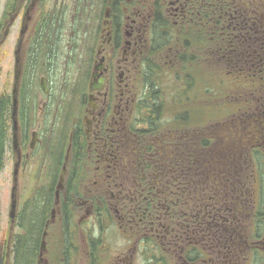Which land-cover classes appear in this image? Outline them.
Returning <instances> with one entry per match:
<instances>
[{"label": "flooded vegetation", "instance_id": "obj_1", "mask_svg": "<svg viewBox=\"0 0 264 264\" xmlns=\"http://www.w3.org/2000/svg\"><path fill=\"white\" fill-rule=\"evenodd\" d=\"M233 23L243 29L228 32ZM257 23L264 28V0H0V59L14 56L0 87L10 198L0 264H37L44 234V264H69L79 246L88 264H158L160 247L169 264H264L255 169L264 106L240 95L215 106L228 107L221 116L205 89L175 106L173 80L155 85L184 67L206 81L222 66L225 40H236V54L255 53ZM251 61H242L250 72ZM96 66L105 81L92 91ZM33 231L36 258L27 254Z\"/></svg>", "mask_w": 264, "mask_h": 264}, {"label": "trees", "instance_id": "obj_2", "mask_svg": "<svg viewBox=\"0 0 264 264\" xmlns=\"http://www.w3.org/2000/svg\"><path fill=\"white\" fill-rule=\"evenodd\" d=\"M230 25V31L228 32H237V29L242 30L244 24H229ZM237 25H239L237 28ZM263 25V24H262ZM235 26V28H234ZM249 27H246V31H248L249 29L252 28V24H249ZM264 28L261 27L258 23L255 24V30L261 31ZM256 45L258 46L259 44L261 45V47H256V52L255 53H251V54H236L232 49L233 47L235 48L236 43H234L236 40L235 39H230L231 42L233 43H228L227 40H225L224 46V54L223 56V62H222V66L213 69V70H207L206 73V81H204V78H202L201 75V70L199 69H186V67L182 68V70L175 72V74H170L171 79L174 82V87H175V95L172 98L173 102H175V106L176 105H183L186 102V98L193 94L191 93L190 90L195 91L198 95L199 91L205 89L204 92V99L208 102V106L209 107H215L218 106L220 104L219 101H210L208 100L207 96L209 95V93L211 92V86H220L223 85L224 80L227 79H231L233 81V83L237 84L239 86V91L236 90H232V89H228L229 92H235V94L238 95V97L240 98L241 96H246V97H251L252 95L256 98V105L257 104H261L262 106H264V102L263 99L264 98V38H256ZM189 57V56H188ZM187 57V58H188ZM197 59L201 58V56H195ZM217 56L216 55H208L207 58H212L215 61V58ZM248 57L250 59H248ZM246 61H251L253 59V61H251L252 63H254V68L253 71H248V65L245 62H242L243 60ZM196 60H185L183 62V65H187L189 62H195ZM255 61V62H254ZM246 65H245V64ZM251 63V64H252ZM250 64V65H251ZM242 69V70H240ZM195 81V82H194ZM254 81V87L251 85L252 82ZM206 82V83H205ZM186 85H190V86H186ZM203 85V86H201ZM166 87V86H165ZM171 89H173V87L169 88V93L168 95H170V91ZM188 89L189 93H185V90ZM163 95L167 94V90L164 93V91L161 93ZM166 100V99H165ZM168 100V98H167ZM189 102V100L187 101V103ZM237 102V101H236ZM235 102V103H236ZM231 104V103H230ZM234 104V103H232ZM177 107H181V106H177ZM259 109H261L259 107ZM262 156V157H261ZM261 157V158H259ZM257 159H261V161L263 163H259L260 165H264V156L263 155H259L257 157ZM261 185L262 182H261ZM37 237V236H36ZM35 237V231H33V236L31 239V244L28 246L29 251H27V254L30 255V257L32 258V256L34 258H36V252L38 250V242L36 240ZM167 247L164 248H158V254H160L161 259H163V261L161 263L158 264H169L167 259H164V257L162 256H167ZM67 254V252L65 253ZM35 262V259L32 261ZM26 264H31V263H26Z\"/></svg>", "mask_w": 264, "mask_h": 264}, {"label": "rangeland", "instance_id": "obj_3", "mask_svg": "<svg viewBox=\"0 0 264 264\" xmlns=\"http://www.w3.org/2000/svg\"><path fill=\"white\" fill-rule=\"evenodd\" d=\"M79 46L81 47V44H79ZM80 49L82 50V53L84 54V60L87 61L88 59H91L94 56L93 44H92V41L90 39L86 38L84 40L83 47H81ZM164 57L167 59V55H164ZM13 60H14V56L11 52L1 56V59H0V87H1V90L7 89L9 82L13 76V65H14ZM86 71H87V69H86ZM86 71L84 69L82 74L85 75ZM202 78H204V77H202ZM155 79H157V83L155 85L160 84V86L164 85L166 87L168 85H172L170 83L172 79L168 74L164 75L163 77L162 76L161 77H155ZM165 89H167V88H165ZM173 89H175V87H173ZM228 89L239 91V86L237 84L233 83V81L231 79L224 80L223 85H220V86L212 85L211 86V92L209 93L207 98L210 101H219L221 106H224V105H227L230 103H235L236 101L240 100V98L238 97L237 94H235V92H229ZM79 91H80V93L84 92L83 86H81ZM253 99L256 100L255 97ZM262 99L264 102V98H262ZM213 108H215V107H213ZM216 108H215L216 109L215 111H216L217 115L219 114L221 116H225L227 110H229L228 107H222L221 108L219 106ZM262 113H264V111H262ZM169 120L170 119H164L163 122H169ZM210 126L211 127H217L216 123H214ZM218 127L220 128L222 126L220 124H218ZM258 129H260V127ZM256 131H258L257 128H256ZM262 155H264V151H262ZM261 157H259V158H261ZM250 164H251V162H250ZM255 169L257 170V175L263 184L260 186V197H261V201H262L261 203L263 204V210H262V212H263L264 211V166L260 165L258 163V164H256ZM0 183H1V187H2L1 193H0V210H1V217H2V220L0 223V241H1V240H3L2 238L4 237V230H5L4 228H6L7 208L9 207V204H10V198H8V190H9L8 179L5 176H2L0 178ZM256 186H257V183H256ZM258 190L259 189L257 187V189L255 190L256 193ZM4 208L6 209L5 215L2 214ZM258 211H260V209ZM121 244H122V242L121 243L117 242L112 247L115 248L116 246H119ZM79 249L80 250H78L77 252L75 251V254L78 255V256H75V258H73L74 254L71 253V256L69 257V260H70L69 264H88V263H86V260L84 259V251H83L82 247L80 248V246H79ZM100 251H102V250L101 249L99 251L97 250V252H100ZM244 253L246 255L247 251L245 252V250H244ZM111 254L112 255L116 254V252L112 250ZM60 258H61L60 255L54 257V259H57L58 261L60 260ZM31 264H36V259H35V262H33ZM65 264H68V263H65ZM100 264H105V263L102 262ZM139 264H145V263H142L140 261Z\"/></svg>", "mask_w": 264, "mask_h": 264}, {"label": "water", "instance_id": "obj_4", "mask_svg": "<svg viewBox=\"0 0 264 264\" xmlns=\"http://www.w3.org/2000/svg\"><path fill=\"white\" fill-rule=\"evenodd\" d=\"M100 68L98 66L95 67L94 69V73L92 74V83H91V90L95 91V90H100L104 84V77L99 75ZM18 74V72H17ZM18 76L16 77L17 80ZM16 115H17V88L15 85V90H14V110H13V118H14V129L16 130L17 128V121H16ZM66 173V169H64V171L61 174L59 183H58V189H61L63 186V182H64V176ZM58 194V192H57ZM45 235L43 236V241L41 242L40 245V253H39V257H38V262L37 264H44V254L46 252V242H45Z\"/></svg>", "mask_w": 264, "mask_h": 264}]
</instances>
